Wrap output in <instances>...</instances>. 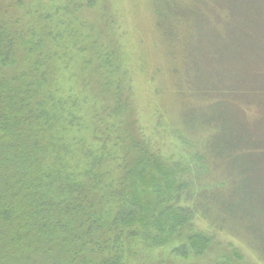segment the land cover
I'll use <instances>...</instances> for the list:
<instances>
[{
    "label": "trees",
    "instance_id": "16d2710c",
    "mask_svg": "<svg viewBox=\"0 0 264 264\" xmlns=\"http://www.w3.org/2000/svg\"><path fill=\"white\" fill-rule=\"evenodd\" d=\"M189 3L156 7L173 47L184 34L185 57L173 54L192 90L212 100L181 113L203 135L192 149L181 134L185 160L138 126L111 0H0V264H250L229 228L264 253V115L247 124L233 102L253 85L264 99L243 64L264 56V0Z\"/></svg>",
    "mask_w": 264,
    "mask_h": 264
},
{
    "label": "rangeland",
    "instance_id": "374dc122",
    "mask_svg": "<svg viewBox=\"0 0 264 264\" xmlns=\"http://www.w3.org/2000/svg\"><path fill=\"white\" fill-rule=\"evenodd\" d=\"M190 1L111 0L112 7L110 9L114 14L115 24L119 27L122 52L125 53V61L130 69L134 103V111L132 113L137 118L138 126L148 138H157L161 144L164 143V146L162 145V152L165 156L174 154L175 158L179 157L185 160L192 157V150H190L189 143L184 142L186 139L181 137V134H186L193 141L194 145L192 149L201 147L203 135L202 130L196 125L189 123L187 126L184 120L181 119V113L189 106H193L200 111L207 107L212 100L202 96L196 90H192L195 88V84H192L193 88L189 85L191 82L190 78H186L189 76L185 74V70L181 68V64L176 63L173 54V49L178 54L182 50V47H185V42L182 40L184 34L181 35L180 40L174 36L177 47H180V50H177V47H173L163 34V30L159 25L160 23H158L156 7L158 4L167 3L171 9L175 7L176 10L185 9L187 11ZM254 1L229 0V4L233 8H239ZM224 10H220L219 14L223 16L229 15L227 7ZM192 13V10H188V20L190 21L194 20ZM262 15V26H264V10ZM218 17L217 9L215 21H212V23H223L222 20H217ZM214 26H211V31L209 32L211 39L229 36L225 33V29L219 28L216 30ZM194 36L197 37L198 34ZM179 55L182 58L185 57V53H179ZM176 64H178L181 70V74L179 75L182 77V81L179 80V76L173 70ZM223 64V70H226L230 77L231 71L229 72V69H233L229 68L228 64L224 62L215 64L218 69L217 71L221 70ZM243 64L247 70L257 69L261 73L263 78L259 81V85L262 87L264 85L262 81L264 80V56L258 58L256 61L250 58L248 61L243 62ZM206 65L203 61V66ZM211 65L212 63H209V67ZM236 66L238 70L242 71L239 64ZM205 70H207L206 67L201 72ZM212 75V82L217 81L218 76H216L215 71H212ZM229 77L228 75L225 77L228 82H230ZM253 87L254 85L251 87L254 95L237 97L233 101L237 106L236 110L240 108L243 112L242 115L245 116L244 122L247 124L259 120L264 115V99L259 98L263 95H257ZM183 89H188V92L186 96L182 97L178 93L179 90ZM205 89L207 90V86ZM210 93L214 94L213 92ZM216 96L219 97V95ZM216 96L209 97L214 98ZM181 140H183V146H181ZM212 170V166H209V171L213 172ZM192 179L197 182L195 177L192 176ZM208 179L209 182L215 180L211 179L210 176L204 178V180ZM204 224L206 225V223ZM222 234L223 237L231 238L241 247L246 255L245 258L250 264H264V253L257 249H251V243L244 236L241 237L240 233H236V230L225 229Z\"/></svg>",
    "mask_w": 264,
    "mask_h": 264
}]
</instances>
